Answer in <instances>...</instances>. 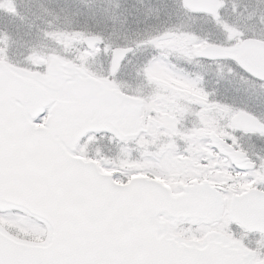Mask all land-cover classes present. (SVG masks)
<instances>
[{"label":"snow or ice","instance_id":"6c2138e0","mask_svg":"<svg viewBox=\"0 0 264 264\" xmlns=\"http://www.w3.org/2000/svg\"><path fill=\"white\" fill-rule=\"evenodd\" d=\"M0 264H264V0H0Z\"/></svg>","mask_w":264,"mask_h":264}]
</instances>
